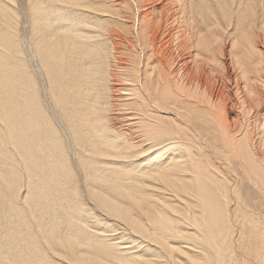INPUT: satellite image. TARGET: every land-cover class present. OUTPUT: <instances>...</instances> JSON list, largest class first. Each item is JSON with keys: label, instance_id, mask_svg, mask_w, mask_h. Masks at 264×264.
<instances>
[{"label": "bare ground", "instance_id": "1", "mask_svg": "<svg viewBox=\"0 0 264 264\" xmlns=\"http://www.w3.org/2000/svg\"><path fill=\"white\" fill-rule=\"evenodd\" d=\"M0 264H264V0H0Z\"/></svg>", "mask_w": 264, "mask_h": 264}, {"label": "snow or ice", "instance_id": "2", "mask_svg": "<svg viewBox=\"0 0 264 264\" xmlns=\"http://www.w3.org/2000/svg\"><path fill=\"white\" fill-rule=\"evenodd\" d=\"M62 259H63V257H62Z\"/></svg>", "mask_w": 264, "mask_h": 264}]
</instances>
